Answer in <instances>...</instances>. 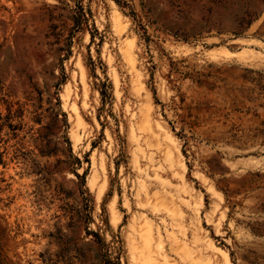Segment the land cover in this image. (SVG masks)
Returning a JSON list of instances; mask_svg holds the SVG:
<instances>
[{"label": "rangeland", "instance_id": "1", "mask_svg": "<svg viewBox=\"0 0 264 264\" xmlns=\"http://www.w3.org/2000/svg\"><path fill=\"white\" fill-rule=\"evenodd\" d=\"M0 264H264V0H0Z\"/></svg>", "mask_w": 264, "mask_h": 264}]
</instances>
